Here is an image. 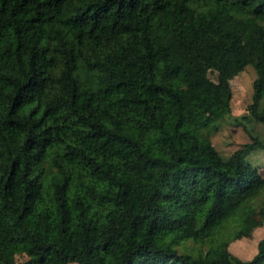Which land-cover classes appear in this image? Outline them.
Masks as SVG:
<instances>
[{
    "label": "trees",
    "instance_id": "1",
    "mask_svg": "<svg viewBox=\"0 0 264 264\" xmlns=\"http://www.w3.org/2000/svg\"><path fill=\"white\" fill-rule=\"evenodd\" d=\"M252 63L229 152V77ZM264 0H0V264H264ZM19 255L22 257L19 258Z\"/></svg>",
    "mask_w": 264,
    "mask_h": 264
},
{
    "label": "rangeland",
    "instance_id": "2",
    "mask_svg": "<svg viewBox=\"0 0 264 264\" xmlns=\"http://www.w3.org/2000/svg\"><path fill=\"white\" fill-rule=\"evenodd\" d=\"M256 75L255 67L252 63H247L241 70L236 71L229 77V85L231 87L230 96V115L226 116L220 123L218 129L211 132V141L220 151L226 153L231 150L236 142H242L248 139L247 130L241 125L236 124V116L246 112V104L250 100L252 93V83ZM263 132L260 123H246V126ZM250 161L257 166L264 177V150L256 149L248 155ZM264 200V192H259L253 202L260 203ZM264 233V223L253 228L248 236H241L230 240L228 247L232 253L242 258L249 257L255 250L259 237ZM22 256L19 255V258Z\"/></svg>",
    "mask_w": 264,
    "mask_h": 264
}]
</instances>
